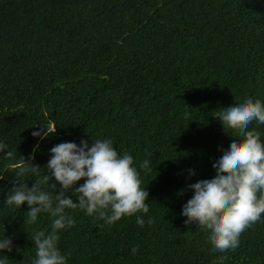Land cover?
Here are the masks:
<instances>
[{
    "label": "trees",
    "instance_id": "16d2710c",
    "mask_svg": "<svg viewBox=\"0 0 264 264\" xmlns=\"http://www.w3.org/2000/svg\"><path fill=\"white\" fill-rule=\"evenodd\" d=\"M245 95L264 101V0H0V141L15 154H0L9 264H30V236L50 220L40 214L24 225L26 202L3 206L16 180L7 168L26 162L43 172L54 145L96 138H110L137 168L149 159L152 172L140 173L149 212L136 214L143 227L134 215L100 228L72 211L75 224L58 241L67 264H264V216L235 250L217 252L206 230L180 215L187 185L213 175L235 137L213 113ZM39 124L56 132L33 137ZM252 129L264 141V125Z\"/></svg>",
    "mask_w": 264,
    "mask_h": 264
},
{
    "label": "clouds",
    "instance_id": "9594fccd",
    "mask_svg": "<svg viewBox=\"0 0 264 264\" xmlns=\"http://www.w3.org/2000/svg\"><path fill=\"white\" fill-rule=\"evenodd\" d=\"M212 116L219 119L226 133L228 129L235 130V137L228 135L227 145L214 159V174L187 185L192 196L182 205L180 215L186 217L185 224L195 223L206 230L211 249L225 252L235 250L240 234L264 216V141L259 131L249 130L253 121L264 125V101L245 95L219 107ZM55 132L56 127L49 124L41 125L31 135L42 140ZM92 141L91 145L83 139L79 144L54 145L49 149L50 157L43 172L42 168L26 162L7 168L16 180L3 206L20 209L26 202L24 225L36 224L40 214H47L50 220L47 231L37 230L30 236L35 249L30 264H67L68 257L62 254L58 241L61 231L74 226V210L92 217L100 228L134 215L136 224L144 226L145 220L136 214L149 212L146 202L149 193L141 187L140 179L141 172L145 175L152 172L149 159L141 160L137 168L133 156L125 151L118 153L110 138ZM0 154L9 160L15 158L3 141H0ZM189 172L195 174L194 170ZM29 177L35 178L31 187L25 183ZM82 178L83 183L78 184ZM53 179L55 182L49 185ZM57 184L60 190L53 196L49 187L56 189ZM69 192L75 200L67 195ZM147 223H152L151 217ZM4 250L12 251V238L5 231L0 233V264H9ZM136 252L137 248L132 247L131 253Z\"/></svg>",
    "mask_w": 264,
    "mask_h": 264
}]
</instances>
